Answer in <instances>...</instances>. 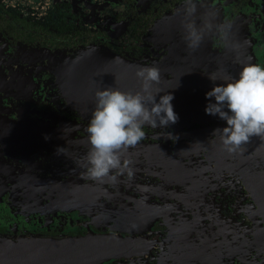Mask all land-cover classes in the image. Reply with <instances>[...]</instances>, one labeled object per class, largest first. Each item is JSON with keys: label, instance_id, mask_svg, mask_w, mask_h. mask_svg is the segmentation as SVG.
<instances>
[{"label": "flooded vegetation", "instance_id": "flooded-vegetation-1", "mask_svg": "<svg viewBox=\"0 0 264 264\" xmlns=\"http://www.w3.org/2000/svg\"><path fill=\"white\" fill-rule=\"evenodd\" d=\"M194 2L198 54L185 50V0H0V233L131 238L104 264H264V198L222 163L225 120L144 125L122 155L133 175L99 182L85 175L91 118L63 105L59 58L90 45L161 58L177 44L236 78L264 66V0Z\"/></svg>", "mask_w": 264, "mask_h": 264}, {"label": "water", "instance_id": "water-1", "mask_svg": "<svg viewBox=\"0 0 264 264\" xmlns=\"http://www.w3.org/2000/svg\"><path fill=\"white\" fill-rule=\"evenodd\" d=\"M180 14L179 10L174 16L175 21L184 18H180ZM177 46L180 45H171L169 54L161 58L133 57L97 45H90L72 55L63 54L56 74L65 97L64 107L91 118L98 89L113 87L125 92H138L142 87L136 75L138 68L156 66L160 69L161 80L158 85H153L152 93L156 95L159 92L157 102L165 94L174 96L171 103L179 116L175 125H189L212 116L205 112L209 103L206 93L216 84L224 83L225 78L232 77L231 72H236L235 66L232 69L200 66L197 59H185L182 48ZM199 50L197 48L193 52L198 54ZM227 53L230 56L235 52L227 50ZM247 58L249 60L250 55ZM209 73L215 74L217 81L210 80ZM211 100L215 102L214 97ZM217 145L225 157L230 161L233 159L222 163H228L264 198V140L252 137L236 153L225 151L220 140ZM132 247L131 238L127 236L94 231L79 236L0 233V264H104Z\"/></svg>", "mask_w": 264, "mask_h": 264}, {"label": "clouds", "instance_id": "clouds-1", "mask_svg": "<svg viewBox=\"0 0 264 264\" xmlns=\"http://www.w3.org/2000/svg\"><path fill=\"white\" fill-rule=\"evenodd\" d=\"M184 12L187 22L184 24L185 40L188 47L195 50L203 39V32L190 19L197 11L194 0H185ZM207 27V25H205ZM136 75L142 82L138 92H125L119 88L107 87L95 92L96 106L87 126L88 142L91 145L87 153L88 167L86 177L103 182L112 181L115 170L128 171L131 161L122 160L129 148H134L145 138L144 125L166 128L175 124L179 116L174 111L172 94H165L157 102V92L153 95V85L161 80L160 69L156 66L139 67ZM213 82L215 74H207ZM209 103L206 114L219 115L227 126L217 128L213 134L220 135L222 147L228 153H236L252 137L264 140V66L257 63L243 64L236 77L225 78L224 83L216 84L206 93ZM215 98L212 102L211 98ZM49 137L46 135L45 139ZM58 154L60 148H58Z\"/></svg>", "mask_w": 264, "mask_h": 264}, {"label": "rangeland", "instance_id": "rangeland-1", "mask_svg": "<svg viewBox=\"0 0 264 264\" xmlns=\"http://www.w3.org/2000/svg\"><path fill=\"white\" fill-rule=\"evenodd\" d=\"M177 47L180 48V49L182 48V46H177Z\"/></svg>", "mask_w": 264, "mask_h": 264}]
</instances>
